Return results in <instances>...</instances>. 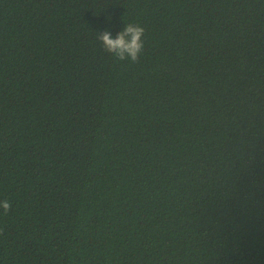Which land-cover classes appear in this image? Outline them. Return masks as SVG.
Listing matches in <instances>:
<instances>
[{"label": "trees", "instance_id": "1", "mask_svg": "<svg viewBox=\"0 0 264 264\" xmlns=\"http://www.w3.org/2000/svg\"><path fill=\"white\" fill-rule=\"evenodd\" d=\"M3 199L0 264H264V0H0Z\"/></svg>", "mask_w": 264, "mask_h": 264}, {"label": "clouds", "instance_id": "2", "mask_svg": "<svg viewBox=\"0 0 264 264\" xmlns=\"http://www.w3.org/2000/svg\"><path fill=\"white\" fill-rule=\"evenodd\" d=\"M145 28L139 23H126V26L119 31L115 37L105 29L98 32L97 39L102 43L104 50L116 58L117 61L139 62L144 50ZM12 208L8 199L0 200V209L7 214ZM4 231L0 228V233Z\"/></svg>", "mask_w": 264, "mask_h": 264}]
</instances>
